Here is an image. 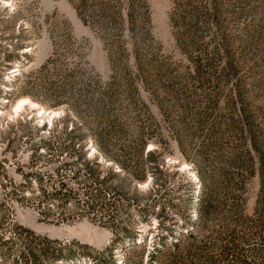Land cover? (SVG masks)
I'll use <instances>...</instances> for the list:
<instances>
[{
	"label": "rangeland",
	"instance_id": "rangeland-1",
	"mask_svg": "<svg viewBox=\"0 0 264 264\" xmlns=\"http://www.w3.org/2000/svg\"><path fill=\"white\" fill-rule=\"evenodd\" d=\"M160 248L264 264V0H0V264Z\"/></svg>",
	"mask_w": 264,
	"mask_h": 264
},
{
	"label": "trees",
	"instance_id": "trees-1",
	"mask_svg": "<svg viewBox=\"0 0 264 264\" xmlns=\"http://www.w3.org/2000/svg\"><path fill=\"white\" fill-rule=\"evenodd\" d=\"M115 15V14H114ZM113 14L112 15H109V14H106V15H103V18H105V20H112L114 16ZM85 98L88 99V96H85ZM36 152V151H35ZM95 168L96 167H99V166H94ZM108 173H110L109 175H113L115 177V174L112 172V170H108ZM61 185V184H60ZM64 187L61 185V188L59 190H63ZM60 192L57 193V195H59ZM188 235V238H191V234L190 233H186ZM181 238H178L176 241H174V243L172 244L171 246V252L169 254H171V256H176V252H178V248L181 246ZM164 249L160 248V249H153L150 253V258H149V261H148V264H153V261L155 260V257L158 256V254H161L163 252ZM72 262H76V260H72ZM69 263V262H68Z\"/></svg>",
	"mask_w": 264,
	"mask_h": 264
},
{
	"label": "bare ground",
	"instance_id": "bare-ground-1",
	"mask_svg": "<svg viewBox=\"0 0 264 264\" xmlns=\"http://www.w3.org/2000/svg\"><path fill=\"white\" fill-rule=\"evenodd\" d=\"M26 102H27L26 100H22V101H20V102L17 104L16 109L22 107V105H23L24 103H26ZM31 105H32V104H31ZM40 113H41V114H44V112H41V111H40ZM48 117H52V115H49V114H48ZM63 264H64V263H63Z\"/></svg>",
	"mask_w": 264,
	"mask_h": 264
},
{
	"label": "built area",
	"instance_id": "built-area-1",
	"mask_svg": "<svg viewBox=\"0 0 264 264\" xmlns=\"http://www.w3.org/2000/svg\"><path fill=\"white\" fill-rule=\"evenodd\" d=\"M71 264L75 263V262H70ZM63 264V263H62ZM64 264H69V263H64Z\"/></svg>",
	"mask_w": 264,
	"mask_h": 264
}]
</instances>
